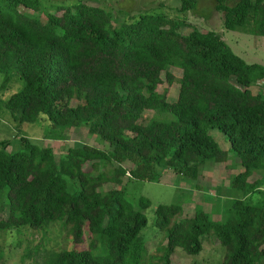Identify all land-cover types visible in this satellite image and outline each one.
<instances>
[{
  "label": "trees",
  "instance_id": "1",
  "mask_svg": "<svg viewBox=\"0 0 264 264\" xmlns=\"http://www.w3.org/2000/svg\"><path fill=\"white\" fill-rule=\"evenodd\" d=\"M85 1L0 0V119L16 130L44 116L45 139L62 142L84 126L109 147H71L58 161L25 138L13 153L0 149V235L59 226L72 248L42 250L43 264H172L177 249L197 256L207 239L224 249L219 264H264V66L246 64L185 18L141 13L118 24ZM215 2L226 31L264 38V0ZM195 7L180 0L177 12ZM162 74L167 88L159 94ZM11 85L20 88L2 99ZM173 85L178 95L169 103ZM145 113L168 117L143 122ZM212 130L242 169L231 182L241 198L223 223L197 210L171 224L181 208L158 205L154 226L169 229L151 252L139 239L150 202L141 197L134 206L123 190L102 188L124 178L159 183L168 171L195 180L208 163L228 159ZM255 171L263 176L250 182Z\"/></svg>",
  "mask_w": 264,
  "mask_h": 264
},
{
  "label": "rangeland",
  "instance_id": "2",
  "mask_svg": "<svg viewBox=\"0 0 264 264\" xmlns=\"http://www.w3.org/2000/svg\"><path fill=\"white\" fill-rule=\"evenodd\" d=\"M66 4H71L73 0H62ZM196 7L185 15L178 14L180 0H87L86 4L101 8L111 12L118 17V24L128 17L137 16L141 13L161 14L170 19H183L196 30L207 33L212 32L219 35L231 52L243 60L246 64H257L264 66V38L245 35L239 32L226 31L222 25V14L215 11V0H195ZM231 5L236 0H226ZM191 28H182V33H189ZM169 72L179 78L176 69ZM1 79V77H0ZM161 79L163 84L157 89L159 94L166 90L164 74ZM18 89L20 85H18ZM17 89L16 85H11L9 90L1 98L6 99ZM253 94L259 89L251 88ZM178 95L177 85L168 89L167 101L175 102ZM154 119H166L167 114L145 113L143 122L148 121L152 116ZM49 124L42 116L40 120L33 124H23L15 130L12 124L7 121L6 116L0 119V149H5L7 153H13L19 149L21 138L30 140L41 148H49L53 151L54 158L58 161L63 157L66 149L81 146H91L101 150H109L106 144L96 141L95 137L88 134L87 129L82 126L73 129L66 139L54 141L45 139L49 135ZM219 147L228 152L229 145L223 135L217 130L210 131ZM7 143V146L5 144ZM227 161L223 164L214 165L208 163L193 180H182L171 171L166 172L159 183H146L140 181H128L124 178L122 185L107 184L103 186L104 191L120 189L124 191L125 199L137 206L139 198L143 197L150 202V207L146 210V227L140 232L139 239L148 247L151 252L157 245H164L168 229H158L154 226V210L158 205L179 206L181 213L175 216L172 223H176L183 218L191 217L195 211L201 210L206 213L209 220L215 223H223L225 210L231 205L232 199L241 198L240 195H233L231 192V182L235 175L242 171L234 160V154L228 152ZM129 168V164L125 165ZM262 172L255 171L250 178V182L261 179ZM233 197V198H232ZM258 195L253 197V201ZM256 200V201H257ZM255 202V201H254ZM44 238V241H43ZM87 244V241H85ZM41 246V249L39 248ZM85 246V245H84ZM38 254L33 253L37 250ZM72 248L71 240L66 231L59 226H53L49 232L22 233L21 236L8 234L6 237L0 235V264H43L42 250H69ZM224 249L214 246L212 241L207 239L203 243V251L197 256H186L177 249L174 253L172 264H219L222 262Z\"/></svg>",
  "mask_w": 264,
  "mask_h": 264
}]
</instances>
